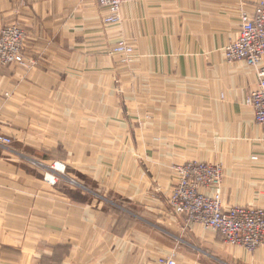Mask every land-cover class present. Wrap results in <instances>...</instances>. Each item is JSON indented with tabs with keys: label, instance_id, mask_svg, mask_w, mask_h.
<instances>
[{
	"label": "crops",
	"instance_id": "1",
	"mask_svg": "<svg viewBox=\"0 0 264 264\" xmlns=\"http://www.w3.org/2000/svg\"><path fill=\"white\" fill-rule=\"evenodd\" d=\"M260 2L133 0L106 25L96 0H0V29L24 28L35 61L0 64V264H264V245L168 207L171 168L202 162L222 168L225 209H264V128L245 104L258 77L222 51ZM33 160L64 177L49 186Z\"/></svg>",
	"mask_w": 264,
	"mask_h": 264
},
{
	"label": "built area",
	"instance_id": "2",
	"mask_svg": "<svg viewBox=\"0 0 264 264\" xmlns=\"http://www.w3.org/2000/svg\"><path fill=\"white\" fill-rule=\"evenodd\" d=\"M133 0H96L107 11L104 22L107 25L119 24L120 10L123 4ZM243 1V0H241ZM238 37L222 49L228 63H243L256 71L257 86L245 99V104L253 111L256 124L264 128V2L255 7L253 14L240 11ZM0 39V62L22 68H32L35 62L21 54L25 46V32L10 27ZM112 54L122 56L129 61L132 48L123 40L111 50ZM12 140L0 135V146H10ZM256 160V158H252ZM41 165V164H40ZM172 186L168 198L171 212L180 217L185 226L200 224L205 230L219 234L222 239L234 247H243L253 252L264 245V209L255 207H232L222 205L220 189L223 184V171L219 165L189 162L173 166ZM43 180L49 186L64 177L66 167L56 162L49 166ZM75 185V184H74ZM206 189V190H204ZM158 264H176L175 255L161 256Z\"/></svg>",
	"mask_w": 264,
	"mask_h": 264
},
{
	"label": "rangeland",
	"instance_id": "3",
	"mask_svg": "<svg viewBox=\"0 0 264 264\" xmlns=\"http://www.w3.org/2000/svg\"><path fill=\"white\" fill-rule=\"evenodd\" d=\"M104 19H105V17L103 18V20H102V22H103V24H106L105 22H104ZM107 25V24H106ZM10 27H15V28H18L20 31H22L23 33L25 32V43H26V40H27V33H26V31L24 30V28H22L21 26H19V25H17V24H13V25H8V26H4V27H2L1 29H0V39L2 38V36H3V32L4 31H6V29L7 28H10ZM117 42H119V41H117ZM117 44V43H116ZM115 44V45H116ZM114 45V46H115ZM130 46V45H129ZM131 47V46H130ZM24 48H25V46L24 47H21V54L23 55V57H25V50H24ZM132 48V47H131ZM132 51H133V49H132ZM132 55H133V53H132ZM132 57V56H131ZM35 62V61H34ZM0 64H1V62H0ZM2 66L4 65V64H1ZM4 66H12V65H4ZM12 144V143H11ZM8 147V146H7ZM6 147V148H7ZM34 161V160H33ZM37 161H34L33 162V165L34 166H37V167H40V166H42V165H40L41 163H36ZM56 162H58V161H53V162H51V164L49 165V164H47V165H43V167L45 168H43L44 170H43V172H48V168H49V166L50 167H52V165L54 164V163H56ZM60 163H62V162H60ZM64 164V163H63ZM65 165V167L67 168V165L66 164H64ZM223 181H224V179H223ZM223 185V184H222ZM224 241V240H223ZM171 255V254H170ZM169 256V255H168Z\"/></svg>",
	"mask_w": 264,
	"mask_h": 264
}]
</instances>
